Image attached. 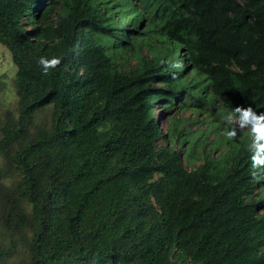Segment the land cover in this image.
Masks as SVG:
<instances>
[{"label": "trees", "instance_id": "trees-1", "mask_svg": "<svg viewBox=\"0 0 264 264\" xmlns=\"http://www.w3.org/2000/svg\"><path fill=\"white\" fill-rule=\"evenodd\" d=\"M0 45V264H264V173L222 135L264 112V0H0Z\"/></svg>", "mask_w": 264, "mask_h": 264}, {"label": "clouds", "instance_id": "clouds-1", "mask_svg": "<svg viewBox=\"0 0 264 264\" xmlns=\"http://www.w3.org/2000/svg\"><path fill=\"white\" fill-rule=\"evenodd\" d=\"M43 75H48L50 71L56 69L61 64L59 57L48 58L41 56L37 61ZM174 70H183V63L177 61L170 65ZM172 78L176 79L178 71L172 72ZM227 127L222 135L228 141H234L238 135L247 131L250 138L248 151L250 153V175L253 179L264 173V112L257 113L252 107L237 106L228 111L225 115Z\"/></svg>", "mask_w": 264, "mask_h": 264}, {"label": "rangeland", "instance_id": "rangeland-1", "mask_svg": "<svg viewBox=\"0 0 264 264\" xmlns=\"http://www.w3.org/2000/svg\"><path fill=\"white\" fill-rule=\"evenodd\" d=\"M0 74L2 76V88L0 90V123L5 117H13L16 115V104L17 98L15 95L14 89V81L16 75V68L13 66L11 62L10 53L0 45ZM176 111L175 115L178 114ZM162 112L158 110L155 111V117L159 118L160 125L162 126V131L165 132V127L167 126V120L165 115H161ZM165 114V113H164ZM179 116L182 119H187L190 116V112L180 113ZM51 118V109L47 108L41 112H39L33 119V123L35 125H47L50 123ZM178 118V116H176ZM202 122V126L199 125L201 129L207 128V123L203 118L199 119ZM190 130L197 128L198 125L192 122L186 124ZM225 126V125H223ZM215 138L213 134H209L205 139L204 143H208ZM212 149V148H211ZM217 152H213L210 150V155L215 156ZM186 164V160L184 159V165ZM199 165V162L196 163V166ZM2 166V159H0V167ZM15 264H18L17 260H14Z\"/></svg>", "mask_w": 264, "mask_h": 264}]
</instances>
